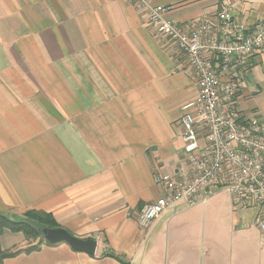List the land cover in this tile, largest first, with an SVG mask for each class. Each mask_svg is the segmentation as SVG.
I'll return each mask as SVG.
<instances>
[{"label":"crops","instance_id":"0c3cea01","mask_svg":"<svg viewBox=\"0 0 264 264\" xmlns=\"http://www.w3.org/2000/svg\"><path fill=\"white\" fill-rule=\"evenodd\" d=\"M223 1L154 0L181 26L215 22ZM229 1L249 30L264 21V0ZM196 82L129 4L0 0V215L49 214L97 242L93 256L43 244L3 264H121L110 252L123 264H264L255 211L225 192L148 231L137 225L162 195L153 177L182 163L179 119ZM235 103L245 117L264 115V57L250 60ZM23 244L21 234L0 236L2 251Z\"/></svg>","mask_w":264,"mask_h":264},{"label":"built area","instance_id":"2783aa9c","mask_svg":"<svg viewBox=\"0 0 264 264\" xmlns=\"http://www.w3.org/2000/svg\"><path fill=\"white\" fill-rule=\"evenodd\" d=\"M144 14L151 34L165 37L194 72L197 95L179 119L182 163L153 181L162 195L144 206L137 225L148 231L168 212L205 205L219 192L234 208L255 211L259 249L264 253V115L245 117L235 98L255 56L264 57V21L250 30L223 1L211 19L181 26L165 18L171 9L154 0H116Z\"/></svg>","mask_w":264,"mask_h":264},{"label":"trees","instance_id":"16d2710c","mask_svg":"<svg viewBox=\"0 0 264 264\" xmlns=\"http://www.w3.org/2000/svg\"><path fill=\"white\" fill-rule=\"evenodd\" d=\"M58 228L56 222L51 215L45 213L28 212L22 217L9 218L4 215H0V236L3 232L9 231L11 233L21 234L25 241H38L37 245L26 248L25 250L16 251H2L0 247V264H3V260L12 258L20 253H31L39 250L43 244L50 246L43 240V230L56 229ZM108 257L115 259L117 262L123 264L122 258L119 256L108 253Z\"/></svg>","mask_w":264,"mask_h":264},{"label":"water","instance_id":"95a60500","mask_svg":"<svg viewBox=\"0 0 264 264\" xmlns=\"http://www.w3.org/2000/svg\"><path fill=\"white\" fill-rule=\"evenodd\" d=\"M44 241L50 245L66 244L75 252L88 256L95 254L97 242L93 238H76L64 229L56 228L43 231Z\"/></svg>","mask_w":264,"mask_h":264},{"label":"rangeland","instance_id":"374dc122","mask_svg":"<svg viewBox=\"0 0 264 264\" xmlns=\"http://www.w3.org/2000/svg\"><path fill=\"white\" fill-rule=\"evenodd\" d=\"M44 230H47V229H44ZM43 230V231H44ZM43 233V232H42ZM43 237V236H42ZM43 240H44V238H43ZM37 243H38V241H25V244H23L20 248H19V250L20 251H22V250H25L26 248H29V247H31V246H35V245H37ZM157 249V248H156ZM16 250H18L17 248H14L13 250H11V251H16ZM157 253H155V260H159L157 257Z\"/></svg>","mask_w":264,"mask_h":264}]
</instances>
